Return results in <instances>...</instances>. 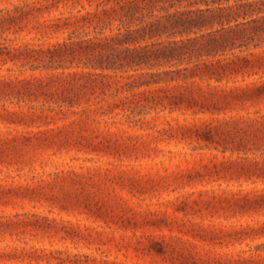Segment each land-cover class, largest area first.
<instances>
[{
    "label": "trees",
    "instance_id": "obj_1",
    "mask_svg": "<svg viewBox=\"0 0 264 264\" xmlns=\"http://www.w3.org/2000/svg\"><path fill=\"white\" fill-rule=\"evenodd\" d=\"M121 2L126 15L119 18L115 31L99 37L105 40L104 50L109 47L111 52H93L96 57L91 67L123 71L113 76L126 78L122 85L129 87L126 91L132 96L138 95L140 103L134 107L137 116L119 120L126 130L102 143L100 149L113 157L133 153L145 161L129 164L86 157L84 164L63 163L57 171L34 176L38 191L51 202L50 209L82 213L100 225L122 230L145 227L162 236L177 231L209 244L219 243L221 237L245 245L264 238V0ZM171 7L175 8L169 11ZM21 15L27 17L29 10L4 9L0 29H9ZM142 39L150 41L136 44ZM65 42L56 43L50 59L44 60L45 67L53 63L54 56L75 51L86 54L91 47L74 46L70 41L63 50ZM28 44L22 45L27 48L25 56L39 52ZM8 47L0 46L2 64L10 54ZM13 50L19 51V47ZM208 80L214 83L201 84ZM31 82L35 78L19 81L22 92L16 93L34 95ZM41 86L37 81L36 89ZM32 100L39 99L34 96ZM173 139L177 144L193 141L192 149H200L172 156L158 154L154 144ZM211 182L236 185L217 189L236 194L234 201L225 199L218 208L203 201L198 208H194L197 202H179L184 195L178 191L201 186L200 193L213 192L215 189L206 188ZM54 188L58 196L52 192ZM198 213L235 222L226 230L217 223L193 220L191 216ZM214 227L218 230L213 231ZM175 236L182 240L181 235ZM188 240V244L181 241L180 251L193 261L264 264V242L228 254Z\"/></svg>",
    "mask_w": 264,
    "mask_h": 264
},
{
    "label": "rangeland",
    "instance_id": "obj_2",
    "mask_svg": "<svg viewBox=\"0 0 264 264\" xmlns=\"http://www.w3.org/2000/svg\"><path fill=\"white\" fill-rule=\"evenodd\" d=\"M15 6L17 13L25 9L29 15H21L9 29H0L3 30L0 46L9 45L10 50L4 64L0 55V94L12 92L0 97V264H204L181 254V241L188 244L190 238L196 244L228 254L254 249L255 244L264 242L262 238L249 245L233 244L221 237L219 243L209 244L177 231L162 236L160 231L145 227L122 230L114 225H100L82 213L50 209L53 205L36 187V174L57 171L63 163L84 164L86 157L129 164L145 161L136 159L133 153L113 157L100 149L102 143L126 130L125 125L119 126V120L138 115L134 108L140 103L138 95L126 91L129 87L122 85L126 78L113 76L123 71L91 67L99 50L111 52L109 47L104 50L105 40L99 37L116 30L127 8L121 0H0V13ZM146 40L150 41L142 39L136 44H144ZM63 41L67 44L61 46L63 50L70 46V41L74 46L91 47L86 54L75 51L54 56L53 63L45 67L44 60L50 59V51ZM26 42L28 48L39 52L25 56L27 48L22 45ZM16 47L22 54L13 50ZM128 71L133 73L132 69ZM34 78L30 91L34 95L16 93L22 92L19 81ZM37 81L42 85L39 89L35 87ZM207 83L214 80L201 84ZM34 96L39 100L33 101ZM42 98L51 99L42 101ZM192 144L188 140L177 144L173 139L154 146L160 150L158 154L172 156L200 149H192ZM219 183L206 184V188L215 190L205 193L199 192L201 186L186 187L177 192L184 195L179 202L187 205L197 202L194 208H198L203 201L218 208L225 204V199L234 201L236 194L217 189L236 185ZM52 192L59 195L57 188ZM191 217L223 225L226 230L235 222L208 218L201 213ZM214 228L213 231L218 230ZM175 234L181 235L182 240L174 238Z\"/></svg>",
    "mask_w": 264,
    "mask_h": 264
}]
</instances>
